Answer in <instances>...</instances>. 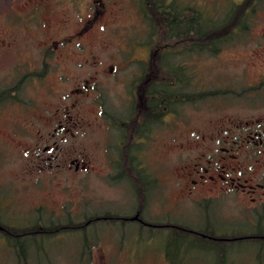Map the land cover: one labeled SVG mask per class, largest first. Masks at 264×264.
Masks as SVG:
<instances>
[{
  "label": "rangeland",
  "instance_id": "1",
  "mask_svg": "<svg viewBox=\"0 0 264 264\" xmlns=\"http://www.w3.org/2000/svg\"><path fill=\"white\" fill-rule=\"evenodd\" d=\"M24 1L0 0V91L20 77L15 92L19 100L0 99V221L22 229L39 224L49 233L29 238L24 260L0 233V264H220L222 245L182 239L177 231L123 220L137 212L150 223L196 230L212 224L217 236L254 232L264 236V203L229 194L205 208L182 199L177 187L179 167L206 146L196 144L180 151L172 141L179 113L203 133L213 132L227 113L221 101L222 84L227 79L254 82L264 70L263 52L254 55L264 0H255L251 27L244 36L234 33L228 39L234 45L223 42L224 48L215 55L194 53L190 62L194 100L169 106L161 126H150L145 142L133 150L150 180L143 200L136 183L117 176L126 168L123 151L115 144L120 130L112 118H123L130 111L128 70L144 64L147 50L172 48L168 59L175 65L179 57L174 50L185 42L179 39L176 45V39L153 30L143 19L139 0H31L27 5ZM175 1L218 19L231 4L243 0ZM88 19L93 21L77 37ZM53 41L63 42L56 53L50 50ZM92 75L96 82L85 94H70ZM64 106L70 107L73 118H80L81 126L73 129V135L51 137L55 118L63 116L56 115V109L61 112ZM136 108L131 106L132 111ZM53 141L58 149L43 152ZM49 156L57 158L47 166ZM74 158L86 168L70 167ZM223 248L225 264H264L260 238Z\"/></svg>",
  "mask_w": 264,
  "mask_h": 264
},
{
  "label": "flooded vegetation",
  "instance_id": "2",
  "mask_svg": "<svg viewBox=\"0 0 264 264\" xmlns=\"http://www.w3.org/2000/svg\"><path fill=\"white\" fill-rule=\"evenodd\" d=\"M30 1L25 0L23 4L27 5ZM96 16L97 14L93 15V17ZM236 19L241 20L240 17ZM92 21L93 19L85 21V25L83 24L76 32V36L83 34ZM250 27L251 25L248 26V29ZM257 28H260L261 31L256 34L257 46L254 55L258 56L259 51H262V58L264 59V14L260 16ZM235 33L239 37L245 34L242 31ZM234 35L233 33L232 36ZM59 42L61 45L63 44V42ZM59 42L53 41V48H50L52 53L59 50ZM224 42L228 43V38H225ZM228 44L234 45L235 43ZM176 45H180L179 40H177ZM223 48L222 46L209 47L199 53L215 55L221 52ZM164 50L173 52V49H168V47L149 48L144 64H141L139 69L128 70L127 82L131 106L136 104L137 108L132 111L130 106V111L124 115L125 117L113 116L112 118V124L120 130L118 134L120 139L115 144H117L118 151H123L124 168H126L124 177L133 182H140L142 189L145 188L143 185L148 182V176L146 172L142 171V161L132 154L133 150L139 149L138 147L145 142L144 137L147 136V130L150 126H161L163 115L169 106L176 103L178 105L185 102L191 103L195 98V93L191 90L194 84V73L190 67L192 56L196 53L195 47H177L174 52L178 53L179 62L176 61L175 65L162 63L163 55L161 52ZM180 53H187L189 57L187 59L181 58ZM58 54L62 55L63 52L59 51ZM169 67L175 69V73L171 74L174 78L171 82L172 87L175 85L176 89L170 95L164 96V68ZM113 68V65L109 66L111 72ZM12 71L16 72L15 70ZM95 82V77L92 75L90 79L82 81L81 87L72 89L70 94L83 95ZM19 85L20 77L13 81L9 89L0 91V99L10 97L19 100L15 93ZM222 86L221 101L223 110L227 113H225L226 117L223 119V124L216 127L213 132L207 134L196 129L190 123L191 120L189 118L182 119L180 113L175 118L178 131L181 127L182 132L179 134L177 131L172 136V141L173 143L177 142L175 146L180 151L186 146L191 147L196 144L204 145L206 150H209V153H206L205 150L192 156L187 163L179 167L177 178L179 193L182 199H188L193 201V204L202 205L205 208L212 201L222 200L229 194L237 195L250 202L264 203V70L258 73L257 80L254 82L246 83L243 80L227 79ZM184 87L187 91L183 90ZM70 106L74 107L75 101ZM69 108L64 106L61 112L56 109L58 110L56 115L63 116L55 118L54 126L49 133L51 137L61 134L62 138L63 133L73 135V129L81 126L80 118L76 116L73 118ZM51 149H58L56 141L46 144L42 151L46 153ZM54 158L56 159L57 156L47 157L45 165L50 166L49 164ZM56 166H60V164L57 163ZM69 166L73 167L74 170L86 168L85 163H81L77 158L71 159ZM119 175L117 173V176ZM156 181L158 183V176ZM203 212L207 213L205 210ZM133 217L136 218L133 219ZM130 219L145 227L184 228L172 223L146 222L139 217V213H135ZM206 229L211 231L214 228L212 224L207 228H199V230ZM187 230L197 231L194 233H198L200 237L208 240L219 241L221 239L210 234L199 233L195 229Z\"/></svg>",
  "mask_w": 264,
  "mask_h": 264
},
{
  "label": "trees",
  "instance_id": "3",
  "mask_svg": "<svg viewBox=\"0 0 264 264\" xmlns=\"http://www.w3.org/2000/svg\"><path fill=\"white\" fill-rule=\"evenodd\" d=\"M254 2L255 0H243L239 3L231 4L223 12V15H221L218 19H212L206 16L205 11L199 9L196 6L178 5L175 0H139L138 4L143 19L149 22V25L153 28V30H156V32L158 31L159 33H164L167 39H180L184 41L185 43H183L181 47H195L196 53L201 55L204 54L199 53L201 52V50H204L209 47H220L225 41L224 34H227L228 36L226 38L230 39L234 37L232 35L235 32L242 31L246 33L254 12ZM239 17L241 18V20L236 19ZM172 55L173 53L170 52L163 53L162 63L171 65L172 61H170L168 57ZM173 73H175V69L173 67L164 68V96L170 95L172 91H174L171 82L174 79L171 76V74ZM119 174V176L124 177L123 170ZM149 182L150 180L148 179L147 184ZM134 183L137 184L138 190L140 191H138L140 200H143V197L145 196L144 194L146 192L140 187V182ZM145 186L146 184L143 185V187ZM123 220L130 222L131 219L130 217L125 216ZM5 224L0 221V233L3 234L7 238V240L19 250L18 258L20 260L25 259L24 257L26 255V249L28 248L30 242L29 238L35 236L36 234H42L44 232L45 234L49 233V231L47 232L44 231L43 228H39V224H32L30 225V227H24L23 229L17 227L14 228L11 225ZM183 227L184 228L166 229L170 231H177L179 238L182 239H190L191 237H193L194 241L202 243L211 242L216 243L217 245H222L218 254L220 264L226 263V251L223 248L225 245L232 244L234 242L247 241L254 238H260L261 240H264V236L261 235L262 233L260 232H254L250 235L240 234L235 236H226L221 234L217 236L213 231L214 229H212L211 231H208L207 229H198L199 233L206 235L210 234L221 238L219 239V241H212L200 237L198 233H194L197 231L191 232L187 230L190 228H187L185 226ZM166 255L172 258L170 253L167 251ZM171 263H174V261L171 260Z\"/></svg>",
  "mask_w": 264,
  "mask_h": 264
},
{
  "label": "water",
  "instance_id": "4",
  "mask_svg": "<svg viewBox=\"0 0 264 264\" xmlns=\"http://www.w3.org/2000/svg\"><path fill=\"white\" fill-rule=\"evenodd\" d=\"M136 218V217H133V219Z\"/></svg>",
  "mask_w": 264,
  "mask_h": 264
}]
</instances>
